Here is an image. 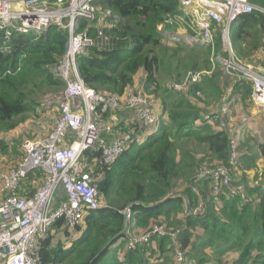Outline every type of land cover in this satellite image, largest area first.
I'll list each match as a JSON object with an SVG mask.
<instances>
[{"label":"trees","instance_id":"obj_1","mask_svg":"<svg viewBox=\"0 0 264 264\" xmlns=\"http://www.w3.org/2000/svg\"><path fill=\"white\" fill-rule=\"evenodd\" d=\"M251 1L264 6V0ZM96 4L110 9L118 20L109 18L101 27L112 45L99 40L79 55L81 77L98 92L124 97L141 75L139 89L157 100L161 120L154 131L126 122V116L121 123L125 130L135 129L133 139L114 163L103 162L101 149L85 153L106 206L87 211L73 232L64 218L58 219L39 241L35 254L40 264H264V172L252 183L236 181L233 175V185L241 186L245 197L225 188L218 200L210 194L213 180L197 177V171L229 166L231 157L230 126L217 120L214 130L204 116L217 112L201 104L222 101L225 95L232 114L223 120L230 125L236 99L245 106L253 102L251 84L238 81L227 95L221 75L232 78L215 69L198 82L189 79L184 91L171 87L189 71L213 67L211 55L222 52L221 36L217 33L214 49L168 40L159 24L182 13L179 0H96ZM86 27L96 38L98 20H80L79 31ZM234 33L240 42L239 57L252 63L264 60L262 12L242 16ZM69 38L68 29L56 25L42 33H14L10 38L0 29V155L8 156L0 160L6 167L17 166L24 157L21 140L6 137L28 113H36L41 101L35 91L65 88L55 67L66 53ZM163 75L169 78L167 83ZM246 136L251 142L258 141L256 134ZM246 136L240 133L238 150L247 164L255 157L250 155L254 145L247 144ZM257 147L258 156L264 159V141ZM180 178L189 185L183 192L176 191ZM43 180L42 169L29 173L18 193L32 196ZM200 200L205 201L206 210L189 213ZM127 207L132 213L129 222L123 213ZM156 224L163 225L166 234H153L135 248L128 247L132 230L138 227L149 232Z\"/></svg>","mask_w":264,"mask_h":264},{"label":"built area","instance_id":"obj_2","mask_svg":"<svg viewBox=\"0 0 264 264\" xmlns=\"http://www.w3.org/2000/svg\"><path fill=\"white\" fill-rule=\"evenodd\" d=\"M179 2L182 13L164 19L159 24V30L171 41L182 37L192 45L200 44L213 49L219 33L222 52L217 58L233 81L227 95L233 93L238 81L248 82L252 86L254 105L264 108V72L237 55L231 36L233 25L242 16L254 11L264 14V6L251 0ZM109 18L118 20L110 9H101L96 0H0V29L5 32L6 38L14 33H42L51 25L68 29L70 33L66 53L55 67V73L65 82V88L57 99L58 114L53 128L47 134L22 143L24 157L17 166L6 167L0 160V264H40L35 254L39 241L58 219L64 218L66 226L73 232L81 225L87 211L106 206L94 183L95 169L85 159V153L101 149L103 162L114 163L133 139L135 129L125 130L121 123L126 116L128 123L154 131L158 128L161 118L157 112V100L143 89L133 88L124 97H118L87 86L80 75L78 57L86 46L99 40L112 45L101 28L109 23ZM82 19L98 20L100 29L96 38L90 36L87 27L79 31ZM208 71L193 72L187 81L198 82L203 74H211ZM187 81L183 86L171 83V87L184 91ZM230 108L226 97L214 115L225 127L230 126L223 120L226 115L232 114ZM107 114L109 117L104 119ZM211 117L212 114L204 116L205 119ZM228 130L231 134L229 166L218 165L202 170L198 177L213 180L212 191L216 200L225 188L232 195L245 197L242 187L233 185L235 178L229 172L230 167L237 166L240 158L237 149L241 131L235 133L232 127ZM37 169L44 171L42 184L32 196L20 195L21 181ZM205 210L206 203L200 200L189 213L202 214ZM123 213L129 222L131 209L127 207ZM153 234H166L165 227L156 224L151 231L132 237L127 245L135 248Z\"/></svg>","mask_w":264,"mask_h":264},{"label":"rangeland","instance_id":"obj_3","mask_svg":"<svg viewBox=\"0 0 264 264\" xmlns=\"http://www.w3.org/2000/svg\"><path fill=\"white\" fill-rule=\"evenodd\" d=\"M99 15H100V13H99ZM237 25H238V21L233 25V30L231 33L235 52L237 51V44L240 43V42L235 41L234 31H235V28ZM173 30H178V28H174ZM218 30L220 32V29H218ZM175 41L179 42L178 44H181L183 46H193L192 44H190L186 40H184L182 37L179 38L178 40H175ZM217 55L218 54L213 55V56L211 55L213 67L211 69H209L208 72L212 74L215 69H220L224 74H226L223 67H222L221 61L217 58L218 57ZM220 55L221 54H219V56ZM242 60L245 62H248V63H252V61L247 60V59L242 58ZM252 64H255L258 67L264 68V60L259 62V63L253 62ZM260 64H263V65L259 66ZM191 72L192 71H189L187 73L185 79L182 82L180 81V83L178 85L183 86L184 83H186L187 78L192 74ZM208 75H210V74H208ZM141 78H142L141 75H139L137 77L135 85L133 86V88H139L141 86ZM163 78H164L166 83L169 81V78L166 77L165 75H163ZM221 79L224 81V87H227L226 90L228 91L230 85H232L233 82L231 81V79H229V77H225L223 74L221 75ZM175 82H177V81H173V83H175ZM46 89H48V88H46ZM42 91L43 90H40V89H37V91H35V93L38 94L37 95L38 98L40 96L39 101H41L40 102L41 105L37 108L36 113H28L27 116H25V119L14 130H12L10 132V134H8V136L6 137L7 139L13 138V139L18 140V141L21 140V143H23L25 140L32 139V138L39 136V135L47 134L53 128L55 117L58 114L57 113L58 112L57 99H58V96L60 95L62 90H58L57 88H52V89L45 90V92L44 91L42 92ZM178 91H180V90H178ZM40 93H42V94L40 95ZM200 96H202V94H200ZM224 98H226L225 95H223V99ZM219 100H221V99H219ZM219 100H213L212 99L209 101L208 105H207L206 100H205L204 103L201 104V106L204 107L206 105L207 108L211 112L214 109L217 112L219 109L218 103L221 102ZM212 115H213V117L206 118V120H208L211 123V125L214 127L213 128L214 130H217L218 124L216 122H218V121L214 117V114H212ZM196 121L200 122V119L197 118ZM230 123H232V120ZM258 134L261 137L262 133H258ZM262 138H264V135L262 136ZM248 140H250V139L248 138ZM20 149H21V151H23L22 147ZM237 151H238V149H237ZM3 155H5V154H3ZM3 155H0L1 160H3L4 158H6V159L8 158V156L5 155V157H4ZM241 159H242V157L239 158V161L237 163L238 167L237 166H236L237 168L233 167V168H235V170L231 167L229 168V172L232 176L234 175L236 177L237 174H239V173H242L243 175H245V173L250 174V175H254V173L256 174L258 172H259L258 174L261 176V174L264 172L263 169L259 170L260 165H258L256 162L247 163V164L244 162L243 165H241L240 164ZM197 172H195V173H197V177H200L201 171H197ZM200 180H204V179H200ZM251 180H252V178H251ZM251 180H249V182ZM177 184H178L177 188H176L177 192H183V190L189 186V185H187V181H185L184 178H180L179 180H177ZM212 187H213V182H210V194L211 195H213ZM104 201H103L104 203H107L106 199ZM140 230L138 227H136L135 230L131 231L132 232L131 235L133 236V238L138 237V236L146 233L145 230H142L141 228H140Z\"/></svg>","mask_w":264,"mask_h":264},{"label":"crops","instance_id":"obj_4","mask_svg":"<svg viewBox=\"0 0 264 264\" xmlns=\"http://www.w3.org/2000/svg\"><path fill=\"white\" fill-rule=\"evenodd\" d=\"M262 65L263 64H260L259 66ZM258 68L264 72V68L262 67H258ZM235 103L236 104L233 107L234 115L231 117L232 123H230V127L234 129L235 133L236 131H241V133L244 132L245 136L247 134H251V135L256 134V136L258 137V141L251 142L250 140H248L247 144H249L250 146L254 145V147H251L250 149V155L255 157V160H253V162H256L258 165H260L259 170L260 169L264 170V159L260 157V155L258 156V147H257L258 143L264 141V138H262V136L264 135V108H259L255 106L253 102L249 104L247 103L245 106L243 102L239 100V98L236 99ZM258 133H262L261 137L259 136ZM247 137L248 136H246L245 138ZM241 164L243 165V160L241 161ZM258 173L256 174L254 173V175H250L247 173L243 175L242 173H239L236 176V181H240V182L247 181L248 183H252L255 180V176L258 177L260 176ZM249 180L251 181L249 182Z\"/></svg>","mask_w":264,"mask_h":264},{"label":"water","instance_id":"obj_5","mask_svg":"<svg viewBox=\"0 0 264 264\" xmlns=\"http://www.w3.org/2000/svg\"><path fill=\"white\" fill-rule=\"evenodd\" d=\"M122 117H124V114H122Z\"/></svg>","mask_w":264,"mask_h":264}]
</instances>
